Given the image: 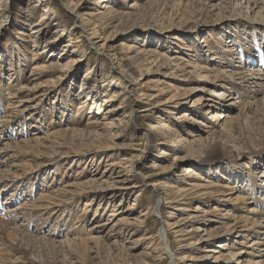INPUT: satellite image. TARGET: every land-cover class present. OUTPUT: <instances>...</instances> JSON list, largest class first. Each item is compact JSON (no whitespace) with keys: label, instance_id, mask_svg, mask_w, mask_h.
Returning a JSON list of instances; mask_svg holds the SVG:
<instances>
[{"label":"rangeland","instance_id":"rangeland-1","mask_svg":"<svg viewBox=\"0 0 264 264\" xmlns=\"http://www.w3.org/2000/svg\"><path fill=\"white\" fill-rule=\"evenodd\" d=\"M0 264H264V0H0Z\"/></svg>","mask_w":264,"mask_h":264},{"label":"bare ground","instance_id":"bare-ground-1","mask_svg":"<svg viewBox=\"0 0 264 264\" xmlns=\"http://www.w3.org/2000/svg\"><path fill=\"white\" fill-rule=\"evenodd\" d=\"M93 31V35L91 36V38H95V35L97 34V30L96 29H93L92 30ZM245 51H246V49H245ZM247 53V52H246ZM247 76V75H246ZM248 78V77H247ZM241 79V78H240ZM247 82V81H246ZM212 90V89H211ZM212 92H213V90H212ZM216 93V92H215ZM213 94V93H212ZM197 102V101H196ZM169 103V102H168ZM198 103V102H197ZM209 113V112H208ZM205 147H208L209 148V150H208V156H212V155H214V154H217L219 151V148L220 147H218L217 146V144H213V143H210L208 146H206L205 145ZM207 148V149H208ZM193 151V150H192ZM191 153H193V152H191ZM184 170V169H183ZM188 171V170H187ZM191 171V170H190ZM184 172V171H183ZM186 173V172H185ZM158 190V189H157ZM22 208V207H21ZM13 230H14V228H13ZM165 230V229H164ZM161 238H162V241H163V244L165 245V243H164V233H160V235H159ZM20 242V241H19ZM168 249V248H167ZM169 250V249H168ZM171 253V252H170Z\"/></svg>","mask_w":264,"mask_h":264}]
</instances>
